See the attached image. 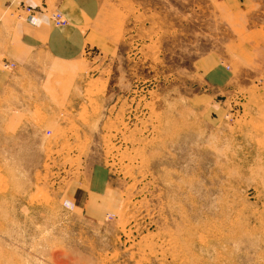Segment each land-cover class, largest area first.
<instances>
[{
    "label": "rangeland",
    "instance_id": "374dc122",
    "mask_svg": "<svg viewBox=\"0 0 264 264\" xmlns=\"http://www.w3.org/2000/svg\"><path fill=\"white\" fill-rule=\"evenodd\" d=\"M78 1L83 56L0 60V264H264V0Z\"/></svg>",
    "mask_w": 264,
    "mask_h": 264
},
{
    "label": "crops",
    "instance_id": "0c3cea01",
    "mask_svg": "<svg viewBox=\"0 0 264 264\" xmlns=\"http://www.w3.org/2000/svg\"><path fill=\"white\" fill-rule=\"evenodd\" d=\"M5 2L14 4V0H1L0 11L7 4ZM35 5H42L44 11L42 10L37 18L39 13L35 12L29 17L26 12L27 23L15 29L17 37L4 38L1 34L0 60L4 56L23 60L27 59L29 53H37L47 57L49 61L62 63L72 62L83 56L89 43L94 40L92 24L95 19V8L78 0L51 2L44 0L42 4L36 3ZM55 10L60 11L67 18V24L64 27L54 26L55 22L50 17V13ZM4 85L0 78V89Z\"/></svg>",
    "mask_w": 264,
    "mask_h": 264
},
{
    "label": "bare ground",
    "instance_id": "6f19581e",
    "mask_svg": "<svg viewBox=\"0 0 264 264\" xmlns=\"http://www.w3.org/2000/svg\"><path fill=\"white\" fill-rule=\"evenodd\" d=\"M28 9H30V8H26V11H27V13L29 14V17L33 16V15L35 14V11H33V10L31 9L32 11L29 12ZM58 14L61 15V16H62V19L65 21V24H64V25H61V26H57V25H56L55 16L58 15ZM53 20H54V22H55V26L58 27V28L64 27V26L67 24V21H66L65 17L63 16V14H61V13H59V12L53 14Z\"/></svg>",
    "mask_w": 264,
    "mask_h": 264
},
{
    "label": "built area",
    "instance_id": "2783aa9c",
    "mask_svg": "<svg viewBox=\"0 0 264 264\" xmlns=\"http://www.w3.org/2000/svg\"><path fill=\"white\" fill-rule=\"evenodd\" d=\"M28 11L31 12L32 10L28 9ZM55 20H56V25L57 26H61V25L65 24V21L62 19V16L59 15V14L55 16Z\"/></svg>",
    "mask_w": 264,
    "mask_h": 264
}]
</instances>
